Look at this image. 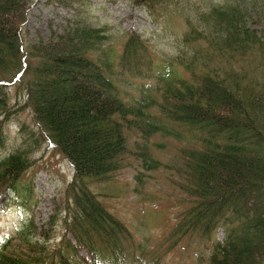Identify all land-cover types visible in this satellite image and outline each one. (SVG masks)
I'll return each mask as SVG.
<instances>
[{
	"label": "trees",
	"instance_id": "obj_1",
	"mask_svg": "<svg viewBox=\"0 0 264 264\" xmlns=\"http://www.w3.org/2000/svg\"><path fill=\"white\" fill-rule=\"evenodd\" d=\"M30 1L0 0V81L20 75L24 106L73 167L64 191V227L74 242L64 237L48 250L29 235L30 224L1 244L0 264H146V244L132 240L88 185L108 180L122 166L129 153L126 132L146 143L169 125L176 126V136L184 127L192 136L173 166L184 197L178 203L186 206L167 240L222 229L223 241L205 264H264V29L249 13L256 2L201 1L197 25L186 20L190 30L177 63L157 57L168 67L155 77V98L127 101L115 69L145 78L155 60H143L149 55L145 41L131 33L115 53L104 49L103 29L76 24L23 47ZM55 1L66 6L71 0ZM129 1L151 12L174 3ZM22 148L0 160V198L31 164L32 149ZM140 150L144 167L157 169V161Z\"/></svg>",
	"mask_w": 264,
	"mask_h": 264
},
{
	"label": "rangeland",
	"instance_id": "obj_2",
	"mask_svg": "<svg viewBox=\"0 0 264 264\" xmlns=\"http://www.w3.org/2000/svg\"><path fill=\"white\" fill-rule=\"evenodd\" d=\"M201 1L205 0H174L169 13L157 19L126 0H81L68 7L61 6L55 0H32L27 3V22L22 30V42L28 46L38 38L46 40L51 30L62 32L77 22L88 28H105L108 40L113 41L114 45L128 31H136L146 40L152 53L172 59L178 51L177 47L181 46V37L186 29L184 19L195 18L201 13ZM212 1L219 6L236 2ZM254 2L249 13L258 22V28L263 30L264 0ZM245 6L248 7V4ZM133 84L137 82L127 78L119 82L126 95L134 92ZM0 96L10 110L7 118L4 110L0 113L4 137V148L0 150V155L22 144L32 149L30 157L33 160L22 175L17 191L1 201L0 245L32 221L29 235L39 243L49 239L46 243L52 248L63 232L64 189L72 176V167L33 121L29 109L24 106L25 92L20 85L0 83ZM128 137V149L132 152L123 155L124 166L115 171L108 182L91 184V188L106 197L111 195L107 203L115 210V213L112 212L132 227L137 240L151 236L148 248L152 249L172 223L171 219L176 213V209L171 208L172 203L183 197L177 187L179 173L176 167H172L176 166L174 161L186 142L182 136L176 139L171 130L164 136H151L145 146L134 132H128ZM142 147L159 162L157 169L143 167L139 158ZM136 187L140 193L135 191ZM27 189H31V193ZM159 199L167 200L169 209L166 202ZM215 239L221 240L220 231ZM197 241L196 238L181 241L166 257V263L196 264V256L204 250V246Z\"/></svg>",
	"mask_w": 264,
	"mask_h": 264
}]
</instances>
